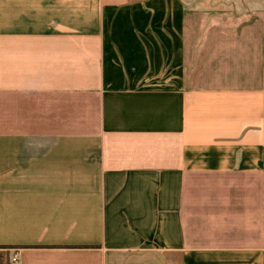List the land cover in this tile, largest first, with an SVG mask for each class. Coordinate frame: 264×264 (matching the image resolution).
<instances>
[{"label":"crops","instance_id":"1","mask_svg":"<svg viewBox=\"0 0 264 264\" xmlns=\"http://www.w3.org/2000/svg\"><path fill=\"white\" fill-rule=\"evenodd\" d=\"M11 264H264V0H0Z\"/></svg>","mask_w":264,"mask_h":264},{"label":"trees","instance_id":"2","mask_svg":"<svg viewBox=\"0 0 264 264\" xmlns=\"http://www.w3.org/2000/svg\"><path fill=\"white\" fill-rule=\"evenodd\" d=\"M3 248L4 246H0V264H5L4 259L7 258Z\"/></svg>","mask_w":264,"mask_h":264},{"label":"built area","instance_id":"3","mask_svg":"<svg viewBox=\"0 0 264 264\" xmlns=\"http://www.w3.org/2000/svg\"><path fill=\"white\" fill-rule=\"evenodd\" d=\"M8 259H9V262L14 263L17 260V257L15 254H13L12 256L8 257ZM263 260H264V257H263Z\"/></svg>","mask_w":264,"mask_h":264},{"label":"rangeland","instance_id":"4","mask_svg":"<svg viewBox=\"0 0 264 264\" xmlns=\"http://www.w3.org/2000/svg\"><path fill=\"white\" fill-rule=\"evenodd\" d=\"M4 262H5V264H11V263L9 262V259H8V258H5V259H4Z\"/></svg>","mask_w":264,"mask_h":264}]
</instances>
